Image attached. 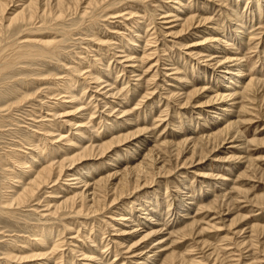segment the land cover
Returning <instances> with one entry per match:
<instances>
[{"label":"rangeland","instance_id":"374dc122","mask_svg":"<svg viewBox=\"0 0 264 264\" xmlns=\"http://www.w3.org/2000/svg\"><path fill=\"white\" fill-rule=\"evenodd\" d=\"M23 1L13 0L8 12L16 14ZM37 1L43 10V0ZM62 1L61 10L36 12L27 22L9 23L15 14H0V264H43L52 256L48 264H264V82L222 105L209 103L227 77L215 62L217 49L232 50L244 74L249 71L252 79L264 80V0ZM189 17L194 22L186 30L183 22ZM240 26L246 27L248 42L237 41ZM128 53L137 60L126 62ZM235 65L225 67L241 76ZM247 80L241 78L243 84ZM109 90L115 98L103 96ZM233 122L229 133H220ZM119 136L129 139L100 159L66 163L64 181L41 185L32 201L7 206L14 190L20 193V184L34 178L27 173L29 166L38 171ZM39 152L44 154L41 161ZM20 161L26 168L17 167ZM136 165L147 176L139 175L138 190H125L124 198L118 197L114 188L119 189L123 170ZM21 172L20 184H14L11 177ZM109 176L102 187L106 192L94 188V182ZM79 192L85 193L83 201ZM76 195L80 199L74 204H64ZM93 195L102 202L98 198L94 203ZM153 223L161 227L159 237L164 239L158 246L152 243L155 250L152 245L144 248L154 237L143 240ZM34 234L39 240L44 237L43 242ZM46 242L60 245L55 251ZM6 251H16L13 256L21 254L28 262L9 263ZM32 252L45 253L44 259H26ZM170 256L176 260L170 262Z\"/></svg>","mask_w":264,"mask_h":264},{"label":"bare ground","instance_id":"6f19581e","mask_svg":"<svg viewBox=\"0 0 264 264\" xmlns=\"http://www.w3.org/2000/svg\"><path fill=\"white\" fill-rule=\"evenodd\" d=\"M12 1L13 0H0V14H1V16L2 15H5L9 10H10V8H9V6H10V4L12 3ZM25 1V0H24ZM23 1V2H24ZM78 0H76V2H77ZM94 3L95 5L97 4V3H95L96 2V0H89V4L90 3ZM259 2V1H258ZM16 3V2H15ZM43 3V4H42ZM42 7H44L43 8V10H41V6H40V8H38V5H39V2L37 1V0H27V2H24V4H19L18 6H21V7H19V9H20V11L18 12L17 10V13L15 14L14 12L12 13V14H15L14 16H11L12 14L11 13H7V14H10V16H11V18L9 17V16H5V17H9V20L7 21V22H9V23H12V22H16V21H24V22H27V21H31L32 19H34V16L36 15V12H41L42 11V15H44L43 13H49L50 11H51V9H55V11L57 10L58 11V9H60V8H64V6H63V4H64V1H62V0H43L42 1ZM92 3V4H93ZM99 3V2H98ZM178 3V2H177ZM54 4V8H50V6L52 7V5ZM167 4V3H166ZM185 4V3H184ZM66 5V4H65ZM91 5V4H90ZM179 5V4H178ZM188 5V4H187ZM186 5V6H187ZM186 6H184V7H186ZM261 6V5H260ZM12 8H13V6H12ZM13 10V9H12ZM15 10V9H14ZM61 10V9H60ZM263 10V9H262ZM264 11V10H263ZM53 12V11H52ZM61 12V11H60ZM59 12V13H60ZM258 12V11H257ZM261 12V11H260ZM53 13H55V12H53ZM57 14H58V12H56ZM6 14V15H7ZM39 14V13H38ZM50 14V13H49ZM61 14V13H60ZM60 14H58L59 16H60ZM169 14V13H168ZM57 15V16H58ZM237 15V14H236ZM261 15V14H260ZM39 16H41V15H39ZM38 16V17H39ZM50 16V15H49ZM55 16H56V14H55ZM166 16V15H165ZM178 16V15H177ZM238 16V15H237ZM241 16V15H240ZM4 17V18H5ZM37 17V18H38ZM47 17H48V15H47ZM170 17V16H169ZM168 17V18H169ZM179 17H181L182 18V16H179ZM241 17H244V16H241ZM3 18V17H2ZM174 17H172V19H173ZM185 18V17H184ZM237 18V17H236ZM36 19V18H35ZM177 19V18H176ZM175 19V20H176ZM240 19V18H239ZM238 19V21H240ZM245 19V18H244ZM174 20V19H173ZM175 20H174V22H175ZM182 20V19H181ZM184 20V19H183ZM182 20V21H183ZM209 19H203L202 21H203V23L204 22H207ZM235 20V19H234ZM179 20L177 19V22H178ZM201 21V20H200ZM193 22H194V18L193 17H189V18H187L184 22H183V26H184V28H186V30L187 29H189L190 27H192V25H193ZM199 22V21H198ZM200 23V22H199ZM202 23V22H201ZM241 23V22H240ZM247 23H248V21H247ZM195 24V23H194ZM242 24V23H241ZM245 24V23H244ZM181 25V24H180ZM179 25V26H180ZM240 25V24H239ZM245 25H247V24H245ZM182 27V26H181ZM250 27V26H249ZM238 33L239 34H237L239 37H238V39H237V41L239 42V41H242L243 39H245L246 41H247V37H248V35H247V33H246V27L244 28L243 26H240L238 29ZM242 30V31H241ZM180 32H181V30H179ZM179 32V33H180ZM212 32V31H211ZM216 32V31H215ZM178 33V32H177ZM237 33V32H236ZM175 35H176V32L174 33ZM139 36V35H138ZM140 37V36H139ZM233 36L231 35V36H229V38H232ZM135 38V37H134ZM218 38H220V37H218ZM224 39V38H223ZM138 40V39H137ZM215 40H216V38H215ZM222 40V39H221ZM221 40L220 39H217V42L218 43H220L221 42ZM206 41V40H205ZM208 41V40H207ZM130 42H133V41H130ZM209 42V41H208ZM225 42V41H224ZM223 42V44H226V43H224ZM248 42V41H247ZM207 43V42H206ZM215 43V42H214ZM217 43V44H218ZM133 44H134V42H133ZM210 44V43H209ZM132 45V44H131ZM212 45V44H211ZM223 46V45H222ZM225 46H228V45H225ZM224 46V47H225ZM133 47V46H132ZM136 47V46H135ZM212 47V46H211ZM215 48V47H214ZM135 49V48H134ZM226 49V48H225ZM224 48H221V49H217L216 50V52L214 51V57L215 58H217L216 60L217 61H215L216 63H217V66H219V68L220 69H224V70H220V71H222L221 73H223L224 75H227V77L225 78L226 79V81H225V84H221V86L220 87H218L217 88V90H215L214 91V96H212V98L210 99V101H209V103H211V102H219V105H222L223 103H226L227 101H230V99L232 98L233 99V97L234 96H236L237 94H238V92L239 91H241V92H245V90H247V89H249V91H250V89H252L253 88V85H255V83H257V81H258V83H263L264 82V80H259V79H257V80H254V79H252V77H251V74L250 73H246V74H244V69H243V65H241L240 63H239V61H240V58H239V56L237 55V54H235L234 52H232V50H230V51H228V50H225ZM129 50H131L130 48H129ZM206 51V50H205ZM132 52V51H131ZM198 52V51H197ZM211 53V52H210ZM237 53V52H236ZM129 55H126L123 59H125L126 60V62H131L134 58H131L132 56V54L131 53H128ZM131 54V55H130ZM209 54V52L207 53V55ZM134 55V54H133ZM137 55V54H136ZM143 55V54H142ZM141 55V56H142ZM147 55V54H146ZM130 56V57H129ZM150 56V55H149ZM206 56V55H205ZM210 56H213V54L212 55H209V56H207V57H210ZM148 57V56H147ZM196 57V56H195ZM204 57V56H203ZM137 56H135V59L137 60ZM205 58V57H204ZM211 58V57H210ZM209 58V59H210ZM134 59V60H135ZM197 59H199V58H197ZM201 59H203V58H201ZM139 60H142V59H140L139 58ZM207 61V60H206ZM205 61V62H206ZM211 61V60H210ZM213 61H214V59H213ZM213 61H211V63L213 62ZM125 62V63H126ZM135 62V61H134ZM139 62V61H138ZM232 62H234L236 65L234 66V67H238V73H239V75H241V76H238V77H236V76H233V74L229 71V70H232V69H228V68H226L225 67V65H227L228 63H232ZM133 63V62H132ZM134 64V63H133ZM214 65V64H213ZM139 66V65H138ZM205 66V65H204ZM211 66V65H210ZM215 66V65H214ZM102 67V66H101ZM105 67H106V65H105ZM109 67V66H108ZM132 67H134V66H132ZM222 67H224V68H222ZM230 67V66H229ZM104 68V67H103ZM102 68V69H103ZM177 70V69H176ZM226 70V71H225ZM77 72V71H76ZM78 72L80 73L81 71H79L78 70ZM77 72V73H78ZM102 72H107V71H102ZM101 73V72H100ZM233 73H234V71H233ZM260 73V72H259ZM96 74V73H95ZM103 74V73H102ZM92 75V74H91ZM94 75V74H93ZM118 75V74H117ZM96 77L98 76V74L97 75H95ZM90 77V76H89ZM99 78H100V76H98ZM242 77H248V80H247V82L245 83V84H243V82H241V78ZM91 78V77H90ZM92 78H93V76H92ZM102 78V77H101ZM178 78H179V76H178ZM261 78V77H260ZM264 78V77H263ZM262 78V79H263ZM181 79V78H180ZM179 79V80H180ZM68 80V79H67ZM70 80V79H69ZM97 80V79H96ZM95 80V81H96ZM179 80H177L178 82H180ZM238 80H239V82H238ZM65 82H66V80H64ZM97 82H98V80H97ZM240 82H241V84H240ZM67 83V82H66ZM100 83H103L104 84V81L103 82H100ZM237 83H239V85L237 84ZM65 84V83H64ZM70 84V83H69ZM69 84H68V86H69ZM95 84H96V82H95ZM99 84V83H98ZM103 84H101V85H103ZM235 84H237V85H235ZM63 85V84H62ZM107 85V84H106ZM105 85V86H106ZM109 85V84H108ZM107 85V86H108ZM110 85H112V84H110ZM64 86V85H63ZM71 86V85H70ZM99 86V85H98ZM104 86V85H103ZM102 86V87H103ZM110 87V86H109ZM237 87V88H236ZM83 88H85V87H83ZM105 88H107V87H104L102 90H104ZM260 88V87H259ZM63 89H64V87H63ZM70 89V88H69ZM99 89V88H98ZM68 92H69V90L68 89H66ZM97 90V89H96ZM101 90V91H102ZM110 90L112 91V89L110 88ZM109 90V91H110ZM70 91H72L71 89H70ZM105 91V90H104ZM107 91V90H106ZM105 92L104 94H103V96L105 95V96H107V95H109L110 97L108 98V99H110V98H112V97H114L115 98V94L114 93H112V92ZM66 92V91H65ZM82 92V91H81ZM198 91L196 90V91H193L192 92V94H196ZM248 92V91H247ZM59 94V93H58ZM70 94H71V92H70ZM75 94V93H74ZM101 94V93H100ZM192 94H190V95H192ZM60 95V94H59ZM243 95V94H242ZM194 96V95H193ZM68 97H70L68 94H67V97H66V99L68 98ZM74 97V96H73ZM63 98H65L64 96H63ZM104 98V97H103ZM71 99V98H70ZM80 99V98H79ZM105 99V98H104ZM107 99V98H106ZM68 100H69V98H68ZM76 100V99H75ZM65 101H67V100H65ZM72 101V100H71ZM78 101V100H77ZM73 102V101H72ZM71 102V103H72ZM80 102V101H79ZM100 102V101H99ZM98 102V103H99ZM61 102H59V104H60ZM66 103V105L68 104L67 102H65ZM70 103V104H71ZM75 103V102H74ZM63 104V103H62ZM109 104V103H108ZM108 104H106V105H108ZM212 104V103H211ZM216 104V103H215ZM56 105H58V104H56ZM72 105V104H71ZM225 105V104H224ZM223 105V106H224ZM65 106V105H64ZM226 106V105H225ZM63 107V106H62ZM75 107V106H74ZM73 108V107H72ZM77 108H78V105H77ZM80 108V107H79ZM221 108V107H220ZM222 108H224V107H222ZM229 108V107H228ZM74 109V108H73ZM81 109V108H80ZM216 109V108H215ZM225 110V109H224ZM223 110V111H224ZM79 112H81L80 110H79ZM226 112V111H225ZM72 113V112H71ZM57 114H59V113H57ZM72 115V114H71ZM54 116V115H53ZM85 116V115H84ZM56 117V116H55ZM64 117V116H63ZM85 117H87V114H86V116ZM66 118V117H65ZM90 118V117H89ZM63 119V118H62ZM86 119V118H85ZM87 121V120H86ZM89 121V120H88ZM67 122V121H66ZM63 124H66V123H63ZM68 124V123H67ZM81 124H82V122H81ZM55 125V124H54ZM80 126V125H79ZM78 126V127H79ZM86 126V125H85ZM102 126H104V125H102ZM235 126V122H233V123H228V126H227V128L225 129V127H224V130H222L220 133L221 134H227V133H229V130L232 128L233 129V127ZM54 128H56L57 129V125H56V127H54ZM81 128V127H80ZM83 128V127H82ZM90 128H92V127H90ZM89 128V129H90ZM95 128V127H94ZM81 130V129H80ZM79 130V131H80ZM92 130V129H91ZM79 131H78V135H79ZM90 131V130H89ZM55 132V131H54ZM57 132V131H56ZM140 132V131H139ZM138 132V133H139ZM231 132V131H230ZM45 134L47 133V132H44ZM43 133V134H44ZM86 133V132H85ZM84 133V134H85ZM92 133V132H91ZM94 133V132H93ZM236 133V132H235ZM42 134V135H43ZM57 134H60L59 133V130H58V132H57ZM75 134V133H74ZM76 134H77V132H76ZM98 134V133H97ZM132 134H134V133H132ZM131 134V135H132ZM41 135V136H42ZM51 136H52V134H50ZM49 135V136H50ZM212 135V134H211ZM38 136H40V135H38ZM46 136V135H45ZM47 136H48V133H47ZM50 136V137H51ZM53 136H55V135H53ZM214 136H217V137H215L214 138ZM214 136H212V138L213 139H217L218 137H220L218 134L217 135H214ZM43 137V136H42ZM49 137V138H50ZM57 138H61L60 136H56ZM55 137V138H56ZM63 137V136H62ZM206 137H208V136H206ZM44 138V137H43ZM54 138V139H55ZM131 138V137H130ZM205 138V137H204ZM38 139V138H37ZM36 139V140H37ZM42 139V138H41ZM46 139V138H45ZM48 139V138H47ZM62 139H64V138H62ZM81 139V138H80ZM127 139H129V136H125V137H120L119 136V138L117 137L116 139H112L111 141H109L108 143H103L104 145H100L101 147H99V148H95V146H94V148H87L86 147V144H85V149H83V151H81V149H79L82 153L80 154V152H79V156H77L76 158H73V159H68V158H65V160H63V158L64 157H60V158H62V162H60V161H58L59 163H57V162H55V163H53V161H52V163H50V161H49V165H44L43 164V166H45V167H42V168H38L39 170L38 171H34L33 172V167H32V165L31 166H27L28 167V174H31V173H33V179L31 180V181H29L30 183L29 184H27L28 183V181H27V183L26 184H20V180H22L21 179V175H25L24 173H22L23 172V170H22V174L20 173H18L19 175H16V176H14V177H11L10 175H13V173H11L9 176L13 179H15V181H14V184H20L21 185V189H20V193H18V190H14L15 191V194H13L12 196H11V199H9V200H7V206L8 207H10V206H12L13 204L12 203H15L14 205H17V206H19V205H23V204H25V202H26V200H28L29 198H30V200L34 197V195H35V191L36 190H38L39 188H40V186L41 185H46V187L48 186V184H49V186H51L50 184H52V185H56V184H58L59 183V181L61 180V181H64V180H62V177H65L66 178V176H62L63 174H65V171H64V168H65V166H66V163H70V166L74 163V162H77V161H79L80 162V160H83V159H92V157L93 158H98V159H100V157H102L104 154H105V152H107V150H109L110 148H112V147H114V146H118V145H120L122 142H124L125 140H127ZM51 140V139H50ZM58 140V139H57ZM225 140V139H224ZM44 141V140H43ZM53 141V140H52ZM52 141H51V143H52ZM62 141V140H61ZM66 141H68V140H66ZM37 142H38V140H37ZM45 142H47L46 140H45ZM50 142V141H49ZM48 142V143H49ZM63 142H65V141H63ZM69 142V141H68ZM92 142V141H91ZM33 143V142H32ZM48 143H47V145H48ZM58 143H61V142H58ZM80 143V142H79ZM78 143V144H79ZM222 143V142H221ZM34 144V143H33ZM44 144V143H43ZM69 144V143H68ZM76 144V143H75ZM90 144V143H89ZM136 144V143H135ZM184 144H186V140L182 143V145H184ZM36 145H38V143L36 144ZM40 145V144H39ZM41 145H42V142H41ZM67 145V144H66ZM72 145V144H71ZM77 145V144H76ZM79 145H81V144H79ZM83 145V144H82ZM132 145H134V143L132 144ZM181 145V144H180ZM219 145V144H218ZM33 146V145H32ZM55 146V145H54ZM73 146V145H72ZM125 146V145H124ZM195 146V145H194ZM38 146H36V148H37ZM47 147V146H46ZM74 147V146H73ZM78 147V146H77ZM82 147V146H81ZM134 147V146H133ZM40 148V146L38 147V149ZM44 148V147H43ZM72 148V147H71ZM30 149V148H29ZM32 149H34V148H32ZM41 149V148H40ZM57 149V148H56ZM63 149V148H62ZM97 149V150H96ZM128 149V148H127ZM42 150V149H41ZM44 150V149H43ZM43 150H42V152H43ZM46 150V149H45ZM31 151V150H30ZM50 151H52V150H50ZM49 151V152H50ZM112 151V150H111ZM114 151V150H113ZM53 152H54V150H53ZM116 152V151H115ZM153 152V151H152ZM16 153V152H15ZM28 153V152H27ZM31 153V152H30ZM33 153V152H32ZM31 153V154H32ZM51 153V152H50ZM150 153V152H149ZM34 154V153H33ZM36 154V153H35ZM39 154L40 155H38V156H41V157H39V160L41 161L42 159H40V158H43V155L44 154H42V153H40L39 152ZM45 154H46V152H45ZM52 154V153H51ZM115 154V153H114ZM152 154V153H151ZM23 155H25V153L23 154ZM28 155V154H27ZM113 155V154H112ZM26 156V155H25ZM29 156V155H28ZM33 156V155H32ZM48 156V155H47ZM52 156H55V155H53L52 154ZM19 157V156H18ZM22 157V156H21ZM21 157H20V159H21ZM24 157V156H23ZM22 157V158H23ZM56 157V156H55ZM13 158V157H12ZM14 158H15V156H14ZM34 158V157H33ZM32 158V159H33ZM46 158H48V157H46ZM51 158H53V157H51ZM149 158H151V160L153 161V158H152V156H150ZM18 159V158H17ZM16 159V160H17ZM26 159V158H25ZM34 159H36V156H35V158ZM37 159H38V157H37ZM54 160H55V158H53ZM106 159V158H105ZM157 159V158H156ZM13 160V159H12ZM23 160V159H22ZM21 160V161H22ZM28 160V159H27ZM26 160V161H27ZM45 160V159H44ZM14 161H15V159H14ZM18 161V160H17ZM20 161V163H18L19 165H17V167L18 166H26V163L24 164V163H22ZM29 161H30V159H29ZM28 161V162H29ZM35 160H33V162H34ZM87 161V160H86ZM91 161V160H90ZM95 161V160H94ZM36 162H38V161H36ZM47 162V161H46ZM41 163V162H40ZM43 163H45V161L43 162ZM142 163V162H141ZM140 163V164H141ZM153 163H154V161H153ZM16 164V163H15ZM14 164V165H15ZM28 164V163H27ZM31 164V163H30ZM29 164V165H30ZM36 164V163H35ZM47 164V163H46ZM139 165V164H138ZM154 165V164H153ZM152 165V166H153ZM23 166V167H24ZM34 166V165H33ZM42 166V165H41ZM69 166V165H68ZM137 166V165H136ZM149 167H150V165H149ZM24 168H26V167H24ZM36 168V167H35ZM66 168H68L67 166H66ZM161 168V167H160ZM23 169V168H22ZM86 169H87V167H86ZM125 169V168H124ZM20 171H21V169H19ZM25 170V169H24ZM35 170V169H34ZM26 171V170H25ZM124 172V173H123ZM123 177L121 178V180H119V183H120V186H119V189L118 190H116L115 188H114V190L117 192V193H119L118 194V197H121L123 194H126V192H128V191H132V190H138V187H140V184L138 183V182H136V180L138 181L139 180V178H140V176L139 175H146L147 176V174H148V171L147 172H145V168L143 167V166H137L136 168H132L131 170H129V168H128V170H123ZM16 173V172H15ZM26 173V172H25ZM75 173V172H74ZM86 173V172H85ZM85 173H83L84 174V176H87V174L85 175ZM87 173H88V171H87ZM134 173H136L138 176H136V174L135 175H133ZM81 174V173H80ZM80 174H79V177H80ZM76 175V174H75ZM74 176V175H73ZM77 176V175H76ZM75 176V177H76ZM113 176V175H112ZM112 176H109V177H107V178H102V179H100V180H98L96 183L94 182H92L94 185V188H95V186L97 187V189H99V188H101V192L102 191H105L106 192V189H104V188H102L103 187V185H104V187H105V185H107V183L109 182V179H111L112 178ZM135 177L136 176V178L134 179V181L132 180V178H131V180H130V177ZM31 177V176H30ZM79 177H76L77 178V181L79 180L78 178ZM144 177V176H143ZM81 178V177H80ZM13 179V180H14ZM26 179H29V178H25V180ZM82 179V178H81ZM85 179V178H84ZM142 179V178H141ZM145 179V178H144ZM67 180V179H66ZM65 180V181H66ZM86 180V179H85ZM10 181V180H9ZM12 181V180H11ZM68 181V180H67ZM72 181V180H71ZM82 181V180H81ZM152 181V180H151ZM79 182H80V180H79ZM78 182V183H79ZM80 183H82V182H80ZM84 183V185H85V187H86V183L87 182H83ZM76 184V183H75ZM142 184V183H141ZM8 185V184H7ZM10 185V184H9ZM17 185H13L14 187H19V186H17ZM117 185H119V184H117ZM116 185V186H117ZM9 187V186H8ZM92 187V186H91ZM99 187V188H98ZM113 187H115V186H113ZM6 188V187H5ZM49 188V187H48ZM88 188V187H87ZM90 188V187H89ZM8 189V188H7ZM6 189V190H7ZM10 189V188H9ZM8 189V190H9ZM12 189V188H11ZM16 189V188H15ZM96 189V188H95ZM103 189V190H102ZM7 190V191H8ZM40 190V189H39ZM113 190V189H112ZM125 190H126V192H125ZM82 191V190H81ZM86 191V190H85ZM91 191H93V190H91ZM97 191H99V190H97ZM131 191H130V193H131ZM13 192V191H12ZM105 192H104V194H105ZM137 192V191H136ZM6 193V192H5ZM7 193H9V192H7ZM11 193V192H10ZM80 193V192H79ZM93 193V192H92ZM91 193V194H92ZM98 193H100V192H98ZM129 193V192H128ZM53 194V193H52ZM55 194V193H54ZM59 193H56L55 195H58ZM84 192L82 193H80V198H81V200L83 201L84 199H85V197H84ZM94 195H95V193H93ZM4 195H6V194H4ZM15 195V196H14ZM93 195V196H94ZM102 194H100V196H101ZM10 196V195H9ZM127 196V195H126ZM71 197H73V196H71ZM91 197V196H90ZM97 198H95V196L93 197V199H92V197H91V199L94 201L95 199H98L99 197H98V195L96 196ZM103 197V196H102ZM6 198V197H5ZM78 198V195H76L75 197H73V198H71V199H68L67 198V201L65 202V201H63V202H65L64 204H67V205H69V204H74L75 203V200ZM80 198H78V199H80ZM106 198V197H105ZM123 198H124V195H123ZM126 198V197H125ZM100 199V201H101V198H99ZM104 199V198H103ZM122 199V198H121ZM120 199V200H121ZM66 200V199H65ZM106 200V199H105ZM114 200V199H113ZM117 200V199H116ZM32 201V200H31ZM80 201V200H79ZM86 201V200H85ZM93 201L91 202V203H93ZM97 201V203H98V200H96ZM63 202H61V203H63ZM77 202V201H76ZM90 202V201H89ZM102 202V201H101ZM190 202V201H189ZM4 203V202H3ZM85 203H87V202H85ZM94 203H95V201H94ZM100 203V202H99ZM98 203V204H99ZM114 203V202H113ZM60 204V203H59ZM155 204V203H154ZM1 205H2V203H1ZM4 205H5V203H4ZM88 205V204H87ZM100 205H102V203L100 204ZM156 205V204H155ZM59 206V205H58ZM58 206H55L56 207V209H57V207ZM61 206V205H60ZM63 206V205H62ZM81 206V205H80ZM95 206H97L96 204H95ZM103 206V205H102ZM141 206V205H140ZM67 207V206H66ZM85 207V206H84ZM13 208V207H12ZM61 208V207H60ZM59 208V209H60ZM63 208V207H62ZM76 208H78L77 206H76ZM75 208V209H76ZM89 208L91 209V206H89ZM88 208V209H89ZM98 208H99V206H98ZM142 208V207H141ZM4 209V208H3ZM10 209V208H9ZM8 209V210H9ZM14 209H15V206H14ZM79 209H80V207H79ZM78 209V210H79ZM85 209H87V208H85ZM139 209H140V207H139ZM5 210H7V209H5ZM11 210H13V209H11ZM94 210H95V207H94ZM93 209H92V211H94ZM103 210V209H102ZM186 211H187V208L185 209ZM80 211V210H79ZM96 211H98V209L96 208ZM5 212V211H4ZM10 212V211H9ZM55 212V211H54ZM78 212V211H77ZM80 212H82V211H80ZM129 212V211H128ZM183 212H184V210H183ZM6 213V212H5ZM5 213H3V214H5ZM95 213V212H94ZM127 213V212H126ZM8 214V211H7V213H6V215ZM11 214H12V212H11ZM54 214V213H53ZM9 215V214H8ZM13 215V214H12ZM184 215V214H183ZM42 216V215H41ZM147 216V215H146ZM149 217V216H148ZM123 220H125V219H123ZM146 220H149V219H146ZM151 220V219H150ZM151 221H154V219L153 220H151ZM150 223V222H149ZM148 224V223H147ZM155 223H153V224H151V226L147 229L148 230V232L147 233H145V236H143V240H145V241H147L148 239H151L152 237H154L153 239H151L149 242H145L146 243V245L144 246V248L146 247V246H149V245H152V243H156L157 244V246L159 245V244H161L163 241H164V239L163 238H160L159 236L160 235H162V230L160 229L161 227L159 226V225H156V226H153ZM163 224V223H162ZM167 224H169V223H167ZM163 225H165V224H163ZM148 226V225H147ZM162 226V225H161ZM169 226V225H168ZM173 226V225H172ZM67 227V226H66ZM165 227H167L166 225H165ZM39 228V227H38ZM37 228V229H38ZM168 228V227H167ZM194 228V227H193ZM34 228H32L31 230H33ZM36 229V228H35ZM163 229H165V228H163ZM40 230V229H39ZM35 231H38V230H35ZM32 232V231H31ZM134 232V231H133ZM166 232V231H165ZM43 233H44V231H43ZM46 233H48V232H45V234ZM32 234H33V232H32ZM144 235V234H143ZM33 236H35L36 237V235L34 234ZM40 235H38V237H39ZM44 236V235H43ZM38 237H36V239H38ZM46 237V236H45ZM49 237V236H48ZM47 237V238H48ZM44 238V237H43ZM43 238H41V240H39V243H42L43 242ZM49 238H52V236H50ZM159 238V239H158ZM24 239V238H23ZM28 239V238H27ZM33 239V238H32ZM35 239V238H34ZM46 239V238H45ZM142 239V238H141ZM51 240V239H50ZM57 240H59V239H57ZM56 240V242H59V241H57ZM28 241H29V239H28ZM31 241V240H30ZM37 243H38V241L37 240H35ZM45 241V240H44ZM142 241V240H141ZM34 242V241H33ZM55 242V243H56ZM144 242V241H143ZM47 243V242H46ZM55 243H52V244H54L53 245V247L50 245V244H48V245H50L51 247H52V249L54 248V246H56V248H57V244H59V243H57L56 245H55ZM136 243H138V242H136ZM142 243V242H141ZM26 244V243H25ZM35 244V243H34ZM61 244H62V242H61ZM156 244H153L154 246L156 245ZM36 245V244H35ZM39 245V244H38ZM42 245V244H41ZM60 245V244H59ZM152 245V246H153ZM205 245V244H204ZM141 246V245H140ZM140 246H138V248L140 247ZM153 246V250H155V247H157V246H155L154 247ZM162 246V245H161ZM59 247L60 246H58V249H59ZM142 247V246H141ZM140 247V248H141ZM160 247V246H159ZM117 248V247H116ZM149 248V247H148ZM19 249H21V248H19ZM18 249V250H19ZM28 249V248H27ZM30 249V248H29ZM32 249V248H31ZM36 249H37V247H36ZM39 249V248H38ZM48 249H50L49 247H48ZM55 249V248H54ZM150 249V248H149ZM148 249V250H149ZM157 249V248H156ZM159 249V248H158ZM157 249V250H158ZM160 249H161V247H160ZM18 250H16V251H18ZM47 250V249H46ZM117 250V249H116ZM147 250V249H146ZM152 250V249H151ZM16 251H14V252H16ZM23 251V250H22ZM50 250H48V252H49ZM51 251H53V250H51ZM55 251H56V249H55ZM136 251H138V250H136ZM143 251H144V249H143ZM7 253V259L9 260L8 262L10 263V262H19L20 263V261H24V263H25V261H27V260H24V257L23 258H20V256H22L19 252V254H20V256H13L12 254H16V253H12L11 251H6ZM21 252V251H20ZM27 252H28V250H27ZM30 252V251H29ZM45 252V251H44ZM145 252V251H144ZM143 252V253H144ZM148 252H150V251H148ZM24 253V252H23ZM33 253V252H32ZM47 253V252H46ZM53 253V252H52ZM131 253V252H130ZM146 253V252H145ZM150 253H152V252H150ZM18 254V255H19ZM45 254V253H44ZM44 254H37L36 255V253L34 254H31V255H27V257H25L26 259H42L45 255ZM84 254V253H83ZM142 254V253H141ZM146 254H148V253H146ZM146 254H144L145 255V259H146V257L148 256V255H146ZM154 254H156V253H154ZM51 256L50 254H48L47 253V256ZM53 255H55L54 253H53ZM3 256L5 257V255L3 254ZM83 256V255H82ZM135 256V255H134ZM141 256V255H140ZM139 256V257H140ZM155 256V255H154ZM84 257V256H83ZM142 257V256H141ZM52 258H53V256H52ZM52 258L50 259V257H47V258H45V261H43L42 263L43 264H48L47 262L50 260H52ZM62 258V257H61ZM93 257H90V260H93L94 261V259H92ZM132 258V257H131ZM6 259V260H7ZM44 259V258H43ZM84 259V258H83ZM86 259H89V258H86ZM85 259V260H86ZM154 259V258H153ZM5 260V259H4ZM3 260V261H4ZM5 260V261H6ZM53 260H54V258H53ZM56 260V259H55ZM60 260H62V259H60ZM141 260H142V258H141ZM144 260V259H143ZM152 260V259H151ZM169 260H170V262H173L174 260H176L175 259V256H170L169 257ZM29 261H31V260H29ZM49 261V262H50ZM87 261V260H86ZM89 261V260H88ZM194 261V260H193ZM28 262V261H27ZM57 262V261H56ZM59 262V261H58ZM58 262H57V264H58ZM62 262V261H61ZM95 262V261H94ZM135 262V261H134ZM186 262V261H185ZM195 262V261H194ZM32 263V262H31ZM37 263V262H36ZM51 263V262H50ZM54 263H55V261H54ZM11 264V263H10ZM39 264H41V263H39ZM62 264V263H61ZM68 264V263H67ZM69 264H71V263H69ZM88 264V263H87ZM99 264V263H98ZM142 264H147L146 262H143ZM182 264V263H181Z\"/></svg>","mask_w":264,"mask_h":264}]
</instances>
